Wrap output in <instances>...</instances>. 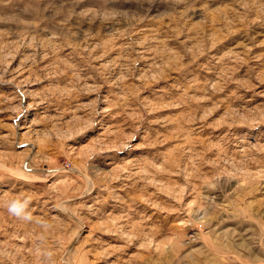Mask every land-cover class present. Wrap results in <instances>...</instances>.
<instances>
[{
  "label": "rangeland",
  "instance_id": "374dc122",
  "mask_svg": "<svg viewBox=\"0 0 264 264\" xmlns=\"http://www.w3.org/2000/svg\"><path fill=\"white\" fill-rule=\"evenodd\" d=\"M0 264H264V0H0Z\"/></svg>",
  "mask_w": 264,
  "mask_h": 264
}]
</instances>
